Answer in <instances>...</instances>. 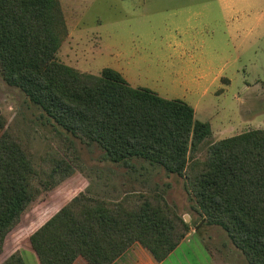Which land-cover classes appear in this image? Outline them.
Here are the masks:
<instances>
[{
  "label": "trees",
  "instance_id": "16d2710c",
  "mask_svg": "<svg viewBox=\"0 0 264 264\" xmlns=\"http://www.w3.org/2000/svg\"><path fill=\"white\" fill-rule=\"evenodd\" d=\"M67 34L59 0H0V75L64 130L58 147L73 136L97 143L112 162L140 158L183 177L192 209L222 227L249 264H264V128L214 141L198 158L199 144L212 131L208 121L195 118L190 103L132 86L111 67L89 74L67 65L56 55ZM65 161L64 154L55 155L35 166L0 110V255L35 185ZM188 231L161 196L111 203L80 193L33 228L27 240L40 264H71L77 256L110 264L134 242L162 261ZM0 264L25 262L15 250Z\"/></svg>",
  "mask_w": 264,
  "mask_h": 264
},
{
  "label": "rangeland",
  "instance_id": "374dc122",
  "mask_svg": "<svg viewBox=\"0 0 264 264\" xmlns=\"http://www.w3.org/2000/svg\"><path fill=\"white\" fill-rule=\"evenodd\" d=\"M59 2L68 34L57 59L89 74L111 67L132 86L190 103L195 118L208 121L212 131L196 157L204 158L214 141L264 128V0H230L232 9L225 7L229 0ZM245 18L249 24L230 28ZM0 110L35 166L55 155L66 159L56 174L35 185L20 223L6 238L0 263L21 249L26 264H33L34 254L25 249L30 231L81 193L111 203L134 195L164 198L189 225L166 264H249L222 227L206 223L192 209L183 177L140 158L112 162L97 143L71 135L58 147L64 130L1 75Z\"/></svg>",
  "mask_w": 264,
  "mask_h": 264
},
{
  "label": "crops",
  "instance_id": "0c3cea01",
  "mask_svg": "<svg viewBox=\"0 0 264 264\" xmlns=\"http://www.w3.org/2000/svg\"><path fill=\"white\" fill-rule=\"evenodd\" d=\"M224 4H226L225 7H229L230 9L233 8L230 0H229V2H226ZM242 11H243V13H246V12H248V9H246V10L242 9ZM246 22L249 24V22L245 18V19H241L240 24L238 21V22H233L229 25H230L231 29L237 30L239 25L244 26V25H246ZM250 27L252 28L253 26H250ZM239 28L243 29L241 27H239ZM243 52H245V48H243L242 53ZM261 121L262 120L259 119L258 123ZM253 129H255V128H253ZM25 249L32 251V253L34 254L33 264H40L37 256L34 253V251L32 249H30L29 247H27ZM19 252L21 254V249H19ZM24 262H25V260H24ZM25 264H26V262H25ZM71 264H89V262L84 257L77 256ZM110 264H166V263H165V260L158 261L157 259H155V257L151 254V252L147 248H145L143 245H141L139 242H134L129 248H127L123 253H121L118 257H116Z\"/></svg>",
  "mask_w": 264,
  "mask_h": 264
}]
</instances>
